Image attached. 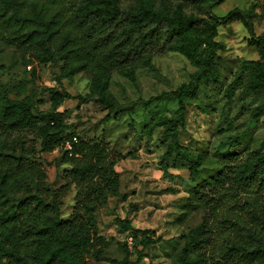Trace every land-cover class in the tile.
<instances>
[{"label":"rangeland","instance_id":"obj_1","mask_svg":"<svg viewBox=\"0 0 264 264\" xmlns=\"http://www.w3.org/2000/svg\"><path fill=\"white\" fill-rule=\"evenodd\" d=\"M208 1L217 4L206 10L207 18L225 16L238 8L249 15L257 34L264 32V0ZM70 3L59 0L57 5L68 7ZM217 29L216 40L224 47L214 58L219 75L217 80L213 77L200 82L195 95L188 93L187 86L194 73L210 63V49L202 43L204 36L191 39L195 58L170 51L145 57L99 79L81 72L62 79V85L58 82L62 62L37 61L31 56L29 43L24 42V33L15 34L7 28L0 37V108L3 94L11 99L29 98L36 114L54 110L51 89L80 95L65 99L57 109L65 112V135L75 133L103 143L117 161L120 194L109 192L95 213V230L108 243L101 253L93 251L87 264H119L102 257L121 261L125 257L123 245L130 250V259L136 260L142 245L133 233L117 225L118 218L130 219L134 227L151 229L155 237L163 238L144 249L140 264H179L188 231L205 217L213 233L203 264H215L232 231L220 218L230 215L251 220L250 199L264 212V187L240 182L237 168L264 154V87L249 86L259 50L250 44L249 31L241 20L220 24ZM180 89L189 101L185 124L180 125V142L189 154L198 157L199 174L195 175L181 156H165L170 138L167 128L158 125L159 118L177 114L179 100L169 96L147 104L151 97ZM107 100H115L125 109L116 114L104 104ZM258 107L262 114L255 117ZM37 131L33 128L24 135H33L29 142L38 150ZM0 135H4L1 128ZM65 152V144H59L42 154L48 180L57 179L56 186L63 182L58 175L69 167ZM76 202L77 190L72 187L63 199L64 218L71 216ZM0 264L17 263L0 257Z\"/></svg>","mask_w":264,"mask_h":264},{"label":"trees","instance_id":"obj_2","mask_svg":"<svg viewBox=\"0 0 264 264\" xmlns=\"http://www.w3.org/2000/svg\"><path fill=\"white\" fill-rule=\"evenodd\" d=\"M59 0H0V37L11 28L24 33L31 56L40 63L62 62L59 84L85 72L99 79L111 72L139 63L143 58L180 51L195 58L191 39L204 36L202 43L210 49L209 66L194 73L188 93L195 95L197 85L218 78L216 51L223 44L216 40L217 27L241 20L247 27L250 44L259 50L255 77L250 87H264V32L257 34L249 15L235 8L225 16L206 17V10L216 6L208 0H71L70 6L57 5ZM219 58V57H218ZM56 100L54 110L34 112L29 98L11 99L3 94L0 108V257L17 264H87L93 251L101 253L107 246L104 236L95 230L96 211L108 193L119 195L117 161L103 143L75 133L65 135V112L58 111L65 99L80 95L63 94L51 89ZM169 96L179 100L176 115L161 117L158 125L167 128L170 138L165 156L175 153L189 164L192 174H199L196 155L189 154L180 142V125L185 124L187 101L183 90L164 92L151 97L147 104ZM114 113L122 111L115 100L104 101ZM260 107L254 113L260 117ZM109 116V115H108ZM153 127V126H152ZM36 128L40 148L30 144L31 129ZM16 133V135H11ZM76 137V140H74ZM70 141L64 160L69 165L57 178L60 186L48 180L42 166L43 153L52 152L59 144ZM240 182L264 187V154L249 163L238 165ZM77 190V202L71 216L63 217V199ZM123 198H127L126 195ZM251 220L223 215L232 231L224 241L215 264H264V212L257 201H247ZM117 225L134 234L142 245L136 260L123 245L125 257L114 263L140 264L143 251L157 242L151 229L136 228L127 218ZM213 229L207 217L188 231L179 264H203Z\"/></svg>","mask_w":264,"mask_h":264},{"label":"built area","instance_id":"obj_3","mask_svg":"<svg viewBox=\"0 0 264 264\" xmlns=\"http://www.w3.org/2000/svg\"><path fill=\"white\" fill-rule=\"evenodd\" d=\"M74 140H76V137H74ZM66 148H67V149H71V148H72V144H71L70 141H68V142L66 143Z\"/></svg>","mask_w":264,"mask_h":264}]
</instances>
